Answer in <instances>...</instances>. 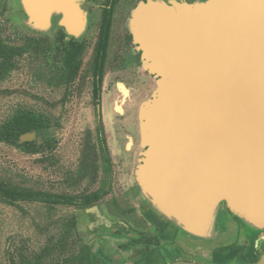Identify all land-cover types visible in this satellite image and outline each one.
<instances>
[{"label": "rangeland", "instance_id": "374dc122", "mask_svg": "<svg viewBox=\"0 0 264 264\" xmlns=\"http://www.w3.org/2000/svg\"><path fill=\"white\" fill-rule=\"evenodd\" d=\"M137 2L118 0L113 9L97 106L94 74L99 69L95 57L102 12L97 4L89 7L90 27L78 39L75 52L63 38L37 32L17 17L0 16V41L24 50L15 58V69L0 81V127L22 110L41 114L49 121L46 135L53 145L31 154L0 141V182L74 197L97 191L103 179L108 178L111 186L107 196L89 207L0 202V264L71 263L82 251L95 255L98 264H146L147 259L164 264L170 258V264H214L212 258L219 254L221 259L227 257L235 263L242 254L247 260L264 255V244H249L225 206L218 212L214 243L195 241L183 232L175 240L174 231L160 223L168 222L148 210L134 171L141 150L137 108L150 94L154 80L143 71L136 46L128 36V18ZM123 94L130 100L117 103ZM43 138L36 134L32 142L42 144ZM100 138L110 160L109 175L104 172ZM159 225L161 232H166L160 233L161 238L155 236ZM142 235L148 241L135 242ZM41 254L44 257L38 263Z\"/></svg>", "mask_w": 264, "mask_h": 264}, {"label": "water", "instance_id": "95a60500", "mask_svg": "<svg viewBox=\"0 0 264 264\" xmlns=\"http://www.w3.org/2000/svg\"><path fill=\"white\" fill-rule=\"evenodd\" d=\"M22 1L28 23H48L49 0ZM129 30L154 80L134 171L148 210L199 239L213 238L222 206L264 230V0L141 1Z\"/></svg>", "mask_w": 264, "mask_h": 264}, {"label": "trees", "instance_id": "16d2710c", "mask_svg": "<svg viewBox=\"0 0 264 264\" xmlns=\"http://www.w3.org/2000/svg\"><path fill=\"white\" fill-rule=\"evenodd\" d=\"M108 23V21H105ZM108 28L104 29V37H101L100 43L97 46L98 55L104 59L107 50V35ZM24 50L21 48H11L0 41V81L4 80L8 73L13 71L16 67L15 58L21 56ZM101 86L100 82H96L94 85V104L97 106L100 103ZM50 124L47 117L29 111L22 110L16 112L11 118H9L0 127V141L7 143L12 146L22 148L26 153L37 154L41 153L46 148H51L52 141L47 137V130ZM101 130V129H100ZM36 132L38 136H44L43 143L38 144L34 142L20 143L22 135ZM47 137V138H46ZM105 141L100 138V144L104 152L103 164L104 172L108 175L111 173V165L108 156L105 154L104 148ZM107 179H103L102 186L92 193L83 195L81 197H74L67 194H52L43 191H37L27 188H18L9 186L5 183L0 182V202L8 205H17L20 202H35L45 203L51 206H92L101 201L111 191L110 183ZM143 242V240L141 241ZM44 254L39 255L38 263L42 262ZM78 262L80 264H98V259L95 255L90 252L82 251L78 256L74 258L71 263L62 264H74Z\"/></svg>", "mask_w": 264, "mask_h": 264}, {"label": "flooded vegetation", "instance_id": "af4514ba", "mask_svg": "<svg viewBox=\"0 0 264 264\" xmlns=\"http://www.w3.org/2000/svg\"><path fill=\"white\" fill-rule=\"evenodd\" d=\"M69 1H70V3L66 7V5L63 4L61 2V0H49V4L47 7L48 13L46 15V17H49L48 23L43 25L42 23L38 22V20L34 21L33 22L34 29H36L37 32H45L46 31L47 33H50V35H52V36H55L57 38H63L65 41H67V43H69V45L72 46V50H73V52H75V50H77L76 48H77L78 39L81 38L82 36L86 35L87 31L89 30V27H90L91 12H90L89 7L92 5L96 6V4H97V6H99L102 10L101 19H100V26L98 28V33H97L98 44L100 43L101 37L105 36L104 29H105V27H107L108 28L107 35H106V36H108L107 50H106V56H107L108 45H109V40H110V32H111L112 21H113V9H114L115 5L117 4L118 0H106L105 3H99V4H98L97 0H69ZM141 1L145 2L147 0H138L137 4ZM162 1H165L168 4H171L172 2L194 4L197 2H204L206 0H162ZM137 4L131 9L128 20L130 19L132 11L137 6ZM0 5H1V8H0L1 15L0 16H2V17L3 16L4 17H17L18 20L22 23H24L25 21L28 22L30 15L26 11L22 0H0ZM34 17H41V15L36 13ZM65 17H77V18H76L75 22L70 23L69 26H66L63 23L65 20ZM105 21H108V23H106ZM128 36H129L131 42L133 43V38H132V35L130 33V30H129ZM137 52H138V60L141 63V53L138 50H137ZM106 56L102 60V58L98 55V53L96 54L95 58H96V61L98 63L97 66L99 68L98 71L95 70V74H94L96 76V82H100V83L103 82V78L101 77V75L103 73ZM99 71H101V72H99ZM227 211H229V210H227ZM229 213H230V211H229ZM153 214L154 213H152V215ZM232 216H233L232 221L239 228V230L243 231V233L245 234V237H247V239L249 241V244L254 245V246L256 243L264 244V230H254V229L248 227V225L243 220H241L240 218H238L234 215H232ZM158 219L162 220L161 218H158ZM160 223L162 224V228H165L167 226L172 231H174L173 233L175 235L174 234H172V235H174L175 240H177L180 237L179 234H182L181 229H179V228H177V227H175L169 223L168 224L166 223V225L164 222L160 221ZM154 228H156V227H154ZM157 229H158V231H157ZM157 229H156L155 236L156 237L159 236L161 238L162 235L160 233L165 234L166 232L165 231L161 232V226H160V228H157ZM122 230L123 229L121 228V232H122ZM119 231H117V233ZM172 231H171V233H172ZM120 234L122 235L123 233H120ZM189 236H191V235H189ZM159 237H157V238H159ZM122 239H124L128 242L131 240V238H127V236H125V237L123 236ZM142 240H143V242L148 241V239L147 240L143 239V235H142V237L139 239H136L135 242L141 243ZM194 240L195 241H206L207 243H214L215 241H217L214 238H208V239L195 238ZM125 246H128V245H125ZM154 246H158V247H156V249L160 248V246L157 242ZM126 249H127V247H126ZM254 249H255V247H254ZM236 250H238V248ZM257 251H259V250H257ZM148 254H150V253L148 252ZM242 255H243V257L245 256V254H242ZM144 256L145 255H143V258H144ZM215 256H216V258H214V259L212 258V261L214 262V264H223L224 263V259L220 258L221 254L215 255ZM248 256L252 257L250 255H248ZM146 257H148V256H146ZM263 257H264V255H262V257H260L258 259L256 264H260ZM190 261H192V260H190ZM198 263L204 264L203 262H200V261H198ZM146 264H149V263H146ZM205 264H209V263L206 262ZM224 264H229V262L226 261ZM232 264H235V263L232 261ZM243 264H246V263H243Z\"/></svg>", "mask_w": 264, "mask_h": 264}, {"label": "crops", "instance_id": "0c3cea01", "mask_svg": "<svg viewBox=\"0 0 264 264\" xmlns=\"http://www.w3.org/2000/svg\"><path fill=\"white\" fill-rule=\"evenodd\" d=\"M75 20H76V18H75ZM253 249V248H252ZM154 251V250H153ZM154 256H155V254H154ZM230 257V256H229ZM239 257V256H238ZM228 259L229 258H227L226 257V259H224V263L227 261V262H231L233 259H231V260H229L228 261ZM171 260V258L169 259V261L168 262H166V263H164V264H170L171 262H173V261H170ZM257 261H258V259L257 258H255V259H251V260H247V259H245L244 257H240V260H238V261H236L235 262V264H243V263H246V264H256L257 263ZM147 263H149V264H155L154 263V261H151V259L149 260H147ZM161 264V263H160Z\"/></svg>", "mask_w": 264, "mask_h": 264}, {"label": "bare ground", "instance_id": "6f19581e", "mask_svg": "<svg viewBox=\"0 0 264 264\" xmlns=\"http://www.w3.org/2000/svg\"><path fill=\"white\" fill-rule=\"evenodd\" d=\"M46 7V6H45ZM41 14V13H40ZM75 18H77V17H73V20H72V22L71 23H73V22H75L76 20H75ZM75 24V23H74ZM130 99H129V97L128 96H126V95H122L116 102L117 103H123V104H125L126 102H128ZM220 243V242H219ZM218 243V244H219Z\"/></svg>", "mask_w": 264, "mask_h": 264}]
</instances>
